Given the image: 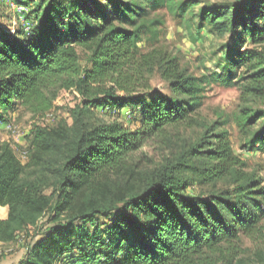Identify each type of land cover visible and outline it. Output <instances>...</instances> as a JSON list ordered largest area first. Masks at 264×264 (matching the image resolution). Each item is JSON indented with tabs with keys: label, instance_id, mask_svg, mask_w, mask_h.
<instances>
[{
	"label": "trees",
	"instance_id": "16d2710c",
	"mask_svg": "<svg viewBox=\"0 0 264 264\" xmlns=\"http://www.w3.org/2000/svg\"><path fill=\"white\" fill-rule=\"evenodd\" d=\"M100 1L30 0L39 23L30 38L0 31V121L16 107L45 116L55 89L82 98L72 125L35 127L26 164L0 142V207L9 210L0 243L26 234L20 264H264V180L248 172L225 129L233 121L264 152V0L198 13L197 0ZM161 9L234 41L223 72L196 76L163 48L139 50L157 35L152 15ZM156 75L169 94L154 86ZM213 85L236 88L240 105L210 123L202 110ZM100 107L139 109L141 127L92 125ZM181 129L201 134L160 167L131 170L144 148L170 146ZM195 185L201 194L188 196ZM243 238L260 244L253 257H244Z\"/></svg>",
	"mask_w": 264,
	"mask_h": 264
},
{
	"label": "rangeland",
	"instance_id": "374dc122",
	"mask_svg": "<svg viewBox=\"0 0 264 264\" xmlns=\"http://www.w3.org/2000/svg\"><path fill=\"white\" fill-rule=\"evenodd\" d=\"M65 1L77 2L80 0ZM197 1L200 2L197 13L201 9L220 8L235 2V0ZM100 2L104 3L102 0ZM35 7L36 5L30 4V0H0V31L8 32L14 36L17 31L21 30L26 37L30 38L32 30L39 24L32 14ZM153 17L158 18L161 22L157 29V35L145 37L144 41L139 44L141 52H148L152 48H163L176 55L182 67L196 76H202L207 71L223 72L225 67L224 48L234 45L233 40L217 38L209 28L197 30L193 26L192 29H189L190 16L183 17L172 14L166 9L156 11L152 15ZM80 58L82 67L88 68L87 57L83 51H80ZM153 84L162 94L170 93L167 82L160 76L156 75L153 78ZM53 94L55 96L54 107L45 116L34 117L27 110L16 107L4 114L3 121H0V142L9 143L22 164L28 162L30 144L36 126L55 127L64 120L72 125L71 111L80 104L82 100L80 94L75 90L61 89H55ZM204 98L205 106L202 115L210 123L216 121L220 116H223V119L232 116L240 105V93L236 88L213 85L207 88ZM93 113L94 115L90 119L92 125L109 124L117 120L133 131L141 127L139 109L126 108L116 111L108 107H100L94 109ZM225 129L229 131L235 155L247 163L248 172L264 180V152L258 149L257 143L254 147L248 146L252 135L246 138L241 136L233 121ZM199 134H201V130L198 129H181L174 132V141L170 146L144 148L131 162V170L145 171L160 167L166 158H175L185 146L196 141ZM33 172V170H29L27 175L29 176ZM116 180L122 183L126 181L125 177ZM222 186V183L218 184V188ZM201 192L200 187L195 185L188 190L187 195L194 197L200 195ZM49 193L50 191H47V194ZM26 238V234L23 233L15 243H0V264H20L25 255ZM259 246L260 244L243 238L242 247L247 250L244 257H253ZM90 264L103 263L95 260Z\"/></svg>",
	"mask_w": 264,
	"mask_h": 264
},
{
	"label": "crops",
	"instance_id": "0c3cea01",
	"mask_svg": "<svg viewBox=\"0 0 264 264\" xmlns=\"http://www.w3.org/2000/svg\"><path fill=\"white\" fill-rule=\"evenodd\" d=\"M9 215V210L6 207H0V218L1 219H7Z\"/></svg>",
	"mask_w": 264,
	"mask_h": 264
}]
</instances>
